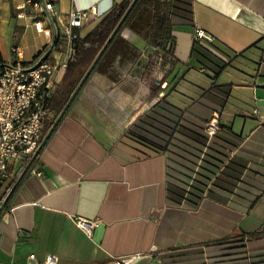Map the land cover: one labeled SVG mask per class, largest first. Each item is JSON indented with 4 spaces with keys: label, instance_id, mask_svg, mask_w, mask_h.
<instances>
[{
    "label": "crops",
    "instance_id": "obj_1",
    "mask_svg": "<svg viewBox=\"0 0 264 264\" xmlns=\"http://www.w3.org/2000/svg\"><path fill=\"white\" fill-rule=\"evenodd\" d=\"M47 1L65 20L124 0ZM189 3V17L170 13L172 53L122 30V46L91 75L0 213V264H43L48 255L57 264H249L264 253V0ZM35 14L26 0H0L4 63H30L44 50ZM196 28L215 40L198 39ZM30 34L43 41L27 44ZM58 54L51 49L50 59ZM214 111L221 129L209 136ZM23 170L9 164L0 198ZM78 217L97 221L91 235Z\"/></svg>",
    "mask_w": 264,
    "mask_h": 264
},
{
    "label": "built area",
    "instance_id": "obj_2",
    "mask_svg": "<svg viewBox=\"0 0 264 264\" xmlns=\"http://www.w3.org/2000/svg\"><path fill=\"white\" fill-rule=\"evenodd\" d=\"M26 3L39 12L33 16V25L47 38V45L30 63H0V189L3 181L9 177V164L21 161L25 168L43 140L45 121L56 118L57 112L50 102L58 86L57 75L68 68L73 57L75 41L79 37L77 29L99 16L96 8L73 9L62 20L52 15V2L26 0ZM195 36L208 42L215 40L214 36L201 28H196ZM50 49H57L59 53L53 60L47 55ZM12 50L20 53L19 47ZM167 59L172 60V57ZM220 129L219 113L214 111L205 131L213 136ZM96 224L94 220L77 218V225L88 235L92 234ZM31 258H35V254ZM57 261L55 255H48L43 264H57ZM113 264L124 262L116 259Z\"/></svg>",
    "mask_w": 264,
    "mask_h": 264
},
{
    "label": "trees",
    "instance_id": "obj_3",
    "mask_svg": "<svg viewBox=\"0 0 264 264\" xmlns=\"http://www.w3.org/2000/svg\"><path fill=\"white\" fill-rule=\"evenodd\" d=\"M132 1L133 0H124L121 3L112 6V8H110L106 13L101 14L100 16L95 18L93 22H91L93 26L85 35L79 34L78 39L75 41L73 57L68 65V68L65 71L63 79L58 84L57 89L55 90L51 98L50 106L55 109V111L57 112V116L68 102L72 93L78 86L80 80L82 79L88 68L91 66V64L113 33L114 29L117 27L118 23L122 19ZM171 12L189 17V0H138L123 22L119 31L110 42L108 48L105 50L95 68V71L101 69L104 66L109 54L115 49V47L122 46L120 44V40L122 39L121 32L125 27L136 29L142 35H145L150 44L162 47L166 51V53H172L173 40L171 36ZM127 48H129V46ZM2 62L3 59L0 54V63ZM36 160L37 158L34 160V162ZM33 163L16 186L5 208L10 203L12 196L14 195L24 178L32 170ZM17 178L18 175L9 180L6 186V190L0 198L1 202L4 200L7 193L16 182ZM237 247L243 246L241 243H238ZM249 264H264V253L251 255Z\"/></svg>",
    "mask_w": 264,
    "mask_h": 264
},
{
    "label": "water",
    "instance_id": "obj_4",
    "mask_svg": "<svg viewBox=\"0 0 264 264\" xmlns=\"http://www.w3.org/2000/svg\"><path fill=\"white\" fill-rule=\"evenodd\" d=\"M137 1L138 0H133L131 2V4L129 5V7L126 10L125 14L123 15L122 19L118 23L117 27L114 29V31L111 34V36L109 37V39L107 40V42L105 43V45L103 46V48L101 49V51L99 52V54L97 55V57L95 58V60L93 61V63L91 64V66L88 68V70L86 71V73L84 74V76L82 77V79L80 80L78 86L76 87V89L72 93L71 97L69 98L68 102L66 103V105L64 106V108L62 109V111L56 117V120H55L53 126L50 128V130L48 131V133L46 134V136L43 138L41 144L39 145V147L37 148L35 154L33 155L31 161L24 168V170L22 171V173L20 174V176L17 178L16 182L13 184V186L11 187V189L9 190V192L7 193L6 197L2 201V203L0 205V213L5 208L7 202L9 201L11 195L13 194L16 186L18 185V183L23 178L24 174L27 172V170L29 169V167L32 165V163L34 162V160L37 158L38 154L43 149L44 145L46 144L47 140L51 136V134L54 131V129L56 128V126L59 124V122L61 121V119L65 116V114L67 113V111L69 110V108L73 105V103L77 99L79 93L81 92V90L83 89V87L85 86V84L89 81V78L91 77V75L95 72V68H96L98 62L100 61L102 55L104 54L105 50L108 48L110 42L113 40L114 36L119 31L120 27L122 26L123 22L125 21V19L129 15V13L131 12V10L133 9V7L137 3ZM49 53H50V51L47 53V55Z\"/></svg>",
    "mask_w": 264,
    "mask_h": 264
},
{
    "label": "rangeland",
    "instance_id": "obj_5",
    "mask_svg": "<svg viewBox=\"0 0 264 264\" xmlns=\"http://www.w3.org/2000/svg\"><path fill=\"white\" fill-rule=\"evenodd\" d=\"M93 26V24L91 25H88L87 26V28H86V30L84 31L85 33H87L89 30H90V28ZM27 39V44L28 43H33L34 41L35 42H38V43H41L42 41H43V38L42 37H40V38H37V37H35L34 35H32V34H30V35H28L27 37H26ZM5 51H4V53H5V56L7 57V58H9L10 57V52H9V47H6L5 49H4ZM30 50V49H29ZM57 54V53H56Z\"/></svg>",
    "mask_w": 264,
    "mask_h": 264
}]
</instances>
